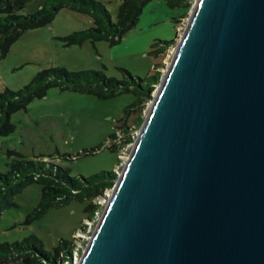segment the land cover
Instances as JSON below:
<instances>
[{
  "label": "water",
  "instance_id": "95a60500",
  "mask_svg": "<svg viewBox=\"0 0 264 264\" xmlns=\"http://www.w3.org/2000/svg\"><path fill=\"white\" fill-rule=\"evenodd\" d=\"M75 264H264V0H194Z\"/></svg>",
  "mask_w": 264,
  "mask_h": 264
},
{
  "label": "rangeland",
  "instance_id": "374dc122",
  "mask_svg": "<svg viewBox=\"0 0 264 264\" xmlns=\"http://www.w3.org/2000/svg\"><path fill=\"white\" fill-rule=\"evenodd\" d=\"M101 1L110 12L111 19L115 20L120 0ZM43 2L28 0L22 11L32 12ZM193 2L191 0L190 8L178 16L175 23L173 17L181 12L180 8L168 7L163 0H149L142 7L135 25L112 44L104 39L64 44L59 36L87 28L92 20L83 11L60 7L50 23L26 29L11 43L6 54L0 56V90L5 86L19 88L38 69L49 65L67 69L95 68L117 78L125 75L119 69L123 67L139 76L159 71L161 77ZM172 39L156 54L149 51L154 40ZM157 84H154L148 98L129 106L125 118L128 127L119 117L123 108L134 101L132 91L100 98L87 92L48 87L44 95L32 99L26 108L10 114L15 127L7 134H0V170L5 169L8 160L6 150L11 148L28 157L60 164L71 175H89L102 169L115 170L118 174L142 121L137 124L135 118L139 114L144 118ZM110 144H115V147L110 148ZM109 193L110 188L96 198L100 209L94 219L88 218L83 210L87 200H71L61 206H50L37 218L25 222L27 212L40 197V184L31 182L14 195L13 205L2 210L0 241L20 240L33 233L46 248H50L61 237L72 238L76 250H73L71 260L62 264H75Z\"/></svg>",
  "mask_w": 264,
  "mask_h": 264
},
{
  "label": "trees",
  "instance_id": "16d2710c",
  "mask_svg": "<svg viewBox=\"0 0 264 264\" xmlns=\"http://www.w3.org/2000/svg\"><path fill=\"white\" fill-rule=\"evenodd\" d=\"M28 0H0V56L8 51L11 43L28 28L50 23L60 7H67L87 13L92 24L87 28L70 31L59 38L64 44L81 43L84 40L104 39L110 44L118 42L121 37L137 22L142 7L149 0H120L117 5L116 19L112 20L110 12L101 0H44L32 12H23ZM168 7H178L181 12L173 17L183 15L191 5V0H163ZM172 40H154L150 52L156 54ZM125 75L117 78L100 69H67L60 65H49L38 69L29 81L19 88L5 86L0 90V134L11 132L15 125L10 114L20 108H26L34 98L45 94L48 87L60 90L87 92L100 98H108L122 91H132L134 101L125 106L119 120H123L130 105L149 97L150 91L158 82L159 71L145 76L133 75L120 67ZM142 120L139 114L135 118L138 124ZM115 133L111 134L114 135ZM131 139L128 137L127 139ZM110 148L115 144H110ZM8 160L5 169L0 170V214L2 210L13 205L14 195L31 182L40 184V197L24 218L29 222L40 216L50 206H61L71 200H87L83 210L87 217L94 219L99 213L100 204L96 198L110 188L116 177L115 170L102 169L89 175H71L60 164L42 158H32L14 150L7 149ZM77 227L76 229L80 228ZM75 243L72 238L61 237L50 248L42 240L30 233L20 240L0 241V264H62L70 261Z\"/></svg>",
  "mask_w": 264,
  "mask_h": 264
},
{
  "label": "built area",
  "instance_id": "2783aa9c",
  "mask_svg": "<svg viewBox=\"0 0 264 264\" xmlns=\"http://www.w3.org/2000/svg\"><path fill=\"white\" fill-rule=\"evenodd\" d=\"M98 213H96V216H97ZM99 216V215H98Z\"/></svg>",
  "mask_w": 264,
  "mask_h": 264
}]
</instances>
